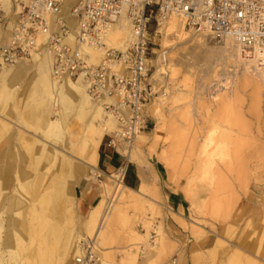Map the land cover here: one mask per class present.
<instances>
[{
    "label": "rangeland",
    "instance_id": "1",
    "mask_svg": "<svg viewBox=\"0 0 264 264\" xmlns=\"http://www.w3.org/2000/svg\"><path fill=\"white\" fill-rule=\"evenodd\" d=\"M26 1L0 0V44L8 40L9 24ZM180 30L179 38L169 35L167 21L155 39L152 83L159 95L147 108L154 131L146 133L155 138L145 139L142 159L134 145L122 170L110 174L84 164L90 158L85 142L75 152L69 149L68 130L82 133L91 115L80 116L74 103L52 107L44 74L38 75L47 62L52 78L49 55L23 60L22 75H0V264H78L79 243L94 239L82 218L102 199L103 184L110 188L112 211L96 239L92 264H129V257L136 264H172L187 253L193 264H264V84L242 85L246 62L238 61L235 46L223 52L224 42ZM83 54L91 65L103 55L95 61ZM249 74L259 79L254 68ZM224 93L229 99L219 105ZM90 98L93 104L100 100ZM106 105L98 127L112 115ZM47 118L60 124L48 135L43 134ZM213 128L225 138V130L233 135L226 138L233 167H214L207 175L197 155ZM113 136H105V142ZM251 157L254 169L247 166ZM76 166L85 172L74 189ZM122 175L124 188L118 189ZM88 184L98 198L83 208L81 192Z\"/></svg>",
    "mask_w": 264,
    "mask_h": 264
},
{
    "label": "built area",
    "instance_id": "2",
    "mask_svg": "<svg viewBox=\"0 0 264 264\" xmlns=\"http://www.w3.org/2000/svg\"><path fill=\"white\" fill-rule=\"evenodd\" d=\"M68 1L73 2V29L61 17ZM174 15L189 32L215 42L231 39L244 60L264 66V0H27L9 24L8 40L0 44V68L44 53L52 59L55 79L81 80L93 99L117 97L106 106L121 125L110 144L120 147L125 158L138 133L148 129L145 112L159 95L152 83L155 39L165 20ZM123 17L131 22V41L124 51L106 50L103 35ZM71 35L74 47L67 43ZM83 45L105 49L101 64H87ZM95 246L94 239L82 241L84 255L77 263L96 261Z\"/></svg>",
    "mask_w": 264,
    "mask_h": 264
},
{
    "label": "bare ground",
    "instance_id": "3",
    "mask_svg": "<svg viewBox=\"0 0 264 264\" xmlns=\"http://www.w3.org/2000/svg\"><path fill=\"white\" fill-rule=\"evenodd\" d=\"M62 12H63V9H62ZM62 12H61V17L64 18V16L62 15ZM68 16L70 19L73 20L71 14H70V11L68 13ZM52 20L54 21V19H52ZM167 21H168V33H169V35L171 34L175 38H179V34L181 33L180 32L181 28L183 30L187 31L188 33H192V32H189L187 29L184 28V25L181 22V20L175 15L167 18L163 25H165V23ZM69 25H70L71 29L74 28V24L73 25L69 24ZM179 25L181 26V28L179 27ZM199 35L206 37L203 34H199ZM40 38L42 40L43 37H39L38 40H40ZM69 38L72 42L74 41V43L71 45L74 47L76 45V42L74 40V35H71ZM131 39H132L131 22L128 18L123 17L118 23L110 26L109 29L105 32V34L103 35V44H104L106 50H122V51H124L127 48L128 43L131 41ZM223 42L225 44L224 48H223L224 49L223 52H225L227 50V47H231V46L234 47V41H232L231 39H227ZM80 49L84 50L83 52H88L89 54H91V56H92L91 58H93L95 61H96V59L99 58L100 55L103 54L99 64H101L103 59L106 57L105 49L98 48L94 45H83L82 48H80ZM238 54H239V56H237L238 61L246 62L244 64L246 69L244 71V75H243L244 77H243L242 85L243 84L245 85L246 83L247 84L248 83H250V84L255 83L256 86H259L260 83L264 84V66L263 67L259 66L255 60L254 61L244 60L241 57L239 51H238ZM85 57H86L87 64L92 66L91 64H89L86 55H85ZM21 61L25 62L23 60H21ZM21 61H19L14 66H11V67H14V70H12V71H5L6 69H4V67L0 68V75L2 77H4L5 79H10V78L12 79L14 76L19 75L20 72L25 67V64L22 63ZM99 64H97V65H99ZM253 68H254V71L256 72V74L258 75L257 77L259 79H257V80L256 79L253 80L252 79L253 77H251V74H249L250 72L253 73ZM60 81L61 80L55 79L53 77V75L51 78L50 73H49V68H48V71H46L43 75V86L45 87V89L47 91V94H48L50 101L52 100V103H51L52 107L55 108L56 106H59L60 104L62 106H65V105H70V104L74 103L75 109L77 110L76 113H78V114H80V113L81 114L82 113L88 114L89 113L91 115V118L85 123L84 127L82 128V133H81V131L77 132V131H73V130H68V135H67V139H68L67 143L69 144L68 147L70 150L75 152L79 148V145L81 146V143L85 142L86 143L85 145L87 148V154H88V157H90V158L87 160L88 163L84 162V164H86L88 166V168L91 167L93 169H97L96 167H97L98 149L102 143V140L107 135L114 134V136H116L119 132H121V125H120V122L118 121L117 117L111 111L110 112L112 115H109L107 117L108 118L107 121H104L101 124L99 123L100 124L99 127L95 125V122L99 121L101 119L102 113L104 112L103 105H106L108 103L117 102L118 99L116 100L117 97H109V96L105 95V96L100 98L98 103L93 104L91 101V98L88 95L86 88L83 85L81 80H74L73 81L71 79L65 78L62 80V81H65L63 84H60L62 82V81L61 82ZM55 88L59 89L58 93L55 92ZM225 95H226V93H224V96L222 95V97L219 99V103H220L219 105H224L225 102L229 99ZM81 114H80V116H81ZM158 115H159V113H158ZM145 116L149 120V116L147 115V110L145 112ZM159 116H161V115H159ZM77 117H79V116H77ZM59 125L60 124H58L57 122H53L52 120H49L47 118L46 119V125H45V128L43 130V134H46V135L50 134L53 130L58 129ZM214 125H213V127H214ZM0 126H2L1 122H0ZM219 129H220V127H219ZM219 129L213 128V131H211L210 134L207 135V137L204 139V141L202 142V144L200 146L199 155H197L199 157L198 164L200 167L203 168L205 174H207V175H209L210 170L214 167L223 168L226 166L227 167L232 166V164H233L231 159H230V154H231L229 151L230 146L227 143L228 140L226 139V138H228L227 136H231L232 134L228 135L229 132L225 130L224 132L227 135L225 138V137H223V134H221V135L218 134ZM155 132H157V131L155 130ZM144 133H145V131L138 133V135H137V137H136V139L132 145V148L135 145V151H134L135 155L137 157L139 156L141 159H142V146L145 144V141L147 140V138H145L142 135ZM217 135H220V136L218 137ZM237 135H239V133ZM137 138L139 139V141L136 143ZM229 141H230V139H229ZM262 141H263V138H262ZM39 147H40L41 152H43V153L46 152L49 156H56L57 155V152L53 151L49 146H39ZM250 148H251V146H250ZM125 153H128V151ZM125 153H124V155H125ZM59 157H61V155ZM63 157H64L63 160H65V163H67L69 160L67 159L66 156H63ZM252 158H254V157H251V159H249V161L247 162V166L249 169H254L256 166V163L253 161ZM76 167H77L76 172L78 173V174L76 173V175L78 176V178L76 179L75 187L80 184L81 178L84 176V172H85L84 169L83 168L81 169L80 166H76ZM124 172H125V169L123 170L122 174ZM110 178H112V177H110ZM123 180H124L123 175L120 176L119 179L117 180V184H116L117 186L116 187L118 189H120L122 187L124 188ZM102 187H103V189L101 191L102 199L90 211V213H88L87 216L84 215L82 218V221H83L82 224H85L86 226H88L89 232L92 236H94L95 241H96V239H99L101 237V235L106 231L105 226L109 225V221L111 218V211H112V208H110L109 205H107V198L109 197V194H110V188L107 187V184H103ZM70 208H72V207H70ZM70 213L72 216H74L75 211L72 210V211H70ZM260 225H261V223H260ZM86 239H88V238H86ZM86 239H83L82 241H84ZM82 241L79 243V254L76 257V262L79 261V260H77V258L82 257L84 255V252H83L82 247H81ZM221 245H222V243L219 244V246H221ZM74 249H75V247H74ZM152 249L153 248H151V251H150L151 253H153L152 251H154V249L153 250ZM94 252H97L96 248L94 249ZM236 256L240 257L242 255L236 254ZM129 258L131 260V261L129 260L130 261V262H128L129 264H136L135 257H133L132 259H131V257H129ZM244 261H246V260H244ZM253 263H254V261L251 264H253ZM82 264H89V263L84 262ZM246 264H248V263H246Z\"/></svg>",
    "mask_w": 264,
    "mask_h": 264
},
{
    "label": "crops",
    "instance_id": "4",
    "mask_svg": "<svg viewBox=\"0 0 264 264\" xmlns=\"http://www.w3.org/2000/svg\"><path fill=\"white\" fill-rule=\"evenodd\" d=\"M72 6H73V2L72 1L67 2L64 5V7H63V12H62V15L64 16V18L71 25L74 24V20L69 18L68 13H69V11H70ZM22 63H24L26 66L24 67V70L22 71V73H20V75H22L25 72L26 68H27L26 61L22 62ZM48 68H50V64L47 63V62L43 63L39 67V70H38L39 77L41 75H43L46 71H48ZM64 82L65 81H62L60 84H63ZM152 125H153V120L151 118H149L148 129L143 134L145 136V138L153 135L152 133H153L154 130L152 131ZM148 131H152V133L151 134H146ZM153 137H154V135H153ZM106 138L107 137H105L102 140V143H101V145H100V147L98 149L97 167L96 168H98L100 170V172L103 173V174H110V173H113L115 171L120 170L123 167V165H124V157H123V153L121 151H119L120 147L119 148L118 147L115 148V147H113L110 144V141L109 142H105ZM134 167H137V165H133V168ZM81 180H82V178H81ZM80 183H81V181H80ZM126 183L128 185L127 180H126ZM128 186L130 187V185H128ZM75 188L76 187H74V189ZM97 198H98L97 195L95 194L93 189H90V185L88 184L87 186L84 187L83 191L81 192V199H82L81 206L83 208H87L88 206H92ZM170 199H171V202H170L171 204H176L177 203L176 197L171 196ZM172 264H193V262L190 259V255H188V253H187V254H184V255H179L178 258Z\"/></svg>",
    "mask_w": 264,
    "mask_h": 264
}]
</instances>
